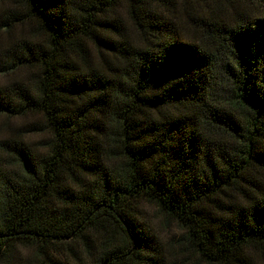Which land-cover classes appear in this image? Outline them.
I'll return each instance as SVG.
<instances>
[{"label":"trees","instance_id":"trees-1","mask_svg":"<svg viewBox=\"0 0 264 264\" xmlns=\"http://www.w3.org/2000/svg\"><path fill=\"white\" fill-rule=\"evenodd\" d=\"M0 114L2 264H264V0H0Z\"/></svg>","mask_w":264,"mask_h":264},{"label":"rangeland","instance_id":"rangeland-1","mask_svg":"<svg viewBox=\"0 0 264 264\" xmlns=\"http://www.w3.org/2000/svg\"><path fill=\"white\" fill-rule=\"evenodd\" d=\"M6 123H7V117L5 115H2L0 114V138L4 137L7 135V132H6ZM28 136H35V135H28ZM150 214H151V218L154 217L157 225L159 226V232H161V234L164 235V240L168 241L170 240V236L172 234V232H176L177 230L174 228V227H167V226H163V221L162 219L160 218L159 216V219L156 218V210L154 208L151 207V210H150ZM166 227V228H165ZM0 264H2L0 262Z\"/></svg>","mask_w":264,"mask_h":264}]
</instances>
